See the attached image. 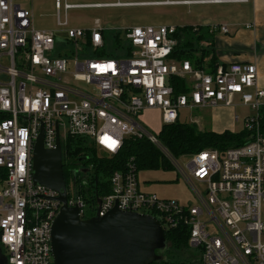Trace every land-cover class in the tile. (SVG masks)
I'll return each mask as SVG.
<instances>
[{
  "label": "built area",
  "instance_id": "2783aa9c",
  "mask_svg": "<svg viewBox=\"0 0 264 264\" xmlns=\"http://www.w3.org/2000/svg\"><path fill=\"white\" fill-rule=\"evenodd\" d=\"M30 0H0V246L5 264H53L51 227L61 203L58 194L35 185L32 154L42 131L43 148L69 157V139L107 157L125 140L144 141L178 170L194 205L158 199L140 189L132 160L109 178L110 192L100 203L73 190L68 175L66 204L81 220L121 212L155 218L167 232L181 231L187 247L200 252V264H264V135L259 112L264 90L257 87L256 66L217 65L194 68L171 56L177 29L144 26L123 29L114 39L122 55L105 54L103 29L68 27L66 12L88 5L55 0L56 27L66 45L56 46V33L34 27ZM115 6H120L117 3ZM96 7V6H91ZM249 28V26H246ZM223 34L226 26L212 28ZM88 52L92 54L88 57ZM116 54V53H115ZM188 81V92L175 95L171 81ZM254 112L244 119L246 141L224 150L193 154L182 169L141 123L145 111H158L162 126L178 121L182 110L234 106ZM67 166V163L64 165ZM65 180V179H64Z\"/></svg>",
  "mask_w": 264,
  "mask_h": 264
},
{
  "label": "rangeland",
  "instance_id": "374dc122",
  "mask_svg": "<svg viewBox=\"0 0 264 264\" xmlns=\"http://www.w3.org/2000/svg\"><path fill=\"white\" fill-rule=\"evenodd\" d=\"M109 1V0H106ZM121 2L128 1H143V0H120ZM149 1V0H146ZM67 4H79L81 2L87 3L89 0H60L61 4V16H64L63 5ZM27 7L32 9L34 27L38 30L53 31L56 32L55 43L56 46L62 47L66 45L64 40V35L58 31L56 28L55 21V8L54 0H30L27 3ZM200 11L196 8H148V7H129L122 8V10H75L70 9L66 12L69 24L71 28H86L91 26V22L95 19L107 18L110 22H114L118 25L124 26H165V25H178L182 19L188 18V15H197ZM208 14L209 12H204ZM232 16H234L232 14ZM221 17V16H220ZM231 16L228 15V18ZM69 26V27H70ZM179 26V25H178ZM213 24L204 25L200 30L207 31L211 28ZM105 44V54L122 55V50H115L113 41L110 35H106ZM92 54L88 52V57ZM186 87H189L188 81L185 82ZM222 105V104H220ZM216 108H204V109H193V110H182L179 112L178 124L189 125L194 124L196 130L201 131V127L205 128V131L212 132L213 130L220 129L218 122H227L228 120L232 123V131L234 133H239L243 130L244 119L247 116H253L255 113L250 111L247 107L237 106L236 108L226 109L223 107ZM234 116H237V121L234 120ZM232 119V121L230 120ZM141 123L147 128L149 132L153 135L159 137L160 129H162V124L160 122L161 117L157 111H145L140 118ZM163 147H165L168 152V147L166 144L160 140ZM234 146V145H233ZM105 156L102 153L97 154V158ZM171 156L174 158L176 163L185 171L188 172L187 164L190 161L192 154H180L178 156ZM155 158L159 163L162 162L163 156L160 154L156 148L153 146L149 150V158ZM67 165L72 164V161H66L63 155V163ZM64 164V165H65ZM168 169L153 168L145 169L144 167H139L137 179L142 191L155 195L161 200H170L178 202L180 205H194L195 200L190 193L185 182L181 179V175L178 170L171 165H168ZM102 181V179H101ZM90 195L93 196V192L90 191ZM87 196V195H86ZM264 214V213H263ZM264 216V215H263ZM171 246V245H170ZM167 245V247H170ZM166 259H168L169 264H200V252L197 249L180 246L179 249H174L172 246L169 248Z\"/></svg>",
  "mask_w": 264,
  "mask_h": 264
},
{
  "label": "water",
  "instance_id": "95a60500",
  "mask_svg": "<svg viewBox=\"0 0 264 264\" xmlns=\"http://www.w3.org/2000/svg\"><path fill=\"white\" fill-rule=\"evenodd\" d=\"M43 148L42 131L32 154L35 185L55 191L61 208L53 221L50 248L53 264H160L166 261V236L158 221L148 215L121 212L114 207L104 217L81 220L66 204L60 146ZM86 173V171H82ZM99 204L100 200H96ZM0 246V264H5Z\"/></svg>",
  "mask_w": 264,
  "mask_h": 264
},
{
  "label": "crops",
  "instance_id": "0c3cea01",
  "mask_svg": "<svg viewBox=\"0 0 264 264\" xmlns=\"http://www.w3.org/2000/svg\"><path fill=\"white\" fill-rule=\"evenodd\" d=\"M117 3H119L120 6H115ZM69 5L89 6L87 8H76L75 10L93 9L101 11L122 10V8L129 7L196 8L200 11V13L197 15H188V18L182 19L179 22V26H165L181 29L185 27H203L204 25L213 24V26L207 31L203 32L199 29L198 35H202L203 38L197 44L195 43V45H193L194 51L196 50V56L198 55V52H201V50L204 51L203 54L205 57L202 60V68L207 71H211L214 68L213 67L210 70L208 69L211 56H213L215 59V66H227L234 63L253 64L256 66L258 72L257 87L264 90V0H143L128 2H121L120 0H89L87 3L81 2L79 4ZM204 12L209 13L206 14ZM232 14L234 16H232ZM228 15L231 17L228 18ZM94 21H98L100 27L103 29L102 35L105 40V44L107 39L106 35L111 36V40L114 44V39L119 35L121 30L133 27H144L124 26L123 24L118 25L113 21L110 22V20H107V18H102L93 20L91 22V26L76 29L88 30L92 27ZM67 22L69 27L70 24L68 17ZM220 26L227 27L226 34H223L217 30L211 31L212 28ZM246 26H249V28H246ZM69 28H71V26ZM57 29L63 34L62 29ZM117 55L118 54H114L112 56ZM237 106H240L238 97L234 98L233 107H225L224 105H220V107L226 109L236 108ZM233 119L237 121V116H234ZM230 120L232 121V119ZM225 121L227 124L225 122H218V124H220V129L217 131L213 130L212 132L223 133L228 131L234 133L231 128L232 123L226 119ZM194 124L195 123H193V125ZM201 129V131H205L203 126Z\"/></svg>",
  "mask_w": 264,
  "mask_h": 264
},
{
  "label": "trees",
  "instance_id": "16d2710c",
  "mask_svg": "<svg viewBox=\"0 0 264 264\" xmlns=\"http://www.w3.org/2000/svg\"><path fill=\"white\" fill-rule=\"evenodd\" d=\"M201 27H185L177 29L175 39L177 45L174 48L173 55L171 56L177 61H189L194 68L202 67V60L205 57L203 50L198 52L196 56V50L194 51L193 45L197 44L202 38V35H198ZM208 53V50H207ZM209 70L215 67V59L213 56L210 58L208 66ZM171 87L175 95L184 94L188 92L186 84L183 80L173 79L171 81ZM5 116H0V120L5 119ZM259 121L261 132L264 135V107L259 112ZM247 134L242 130L239 133H232L225 131L223 133H214L207 131L196 130L192 124L181 125L176 121L172 125L163 126L159 139L162 140L168 147L171 154L178 156L180 154H197L199 152L220 149L224 150L228 147L238 146L246 141ZM69 157L76 160L79 156H88L89 163L94 168V174L91 178V190H86L85 187L79 186L78 191L82 195H87L88 203L94 204L95 199L102 198L110 192L109 178L112 173L121 171L125 167L126 163L130 160L135 164L137 170L139 167L145 169L160 168V165L164 169H168L169 163L162 160L161 163L155 158H149V150L151 145L144 141H134L132 139L125 140L122 149L114 156H103L97 158V151L93 147H88L83 140L69 139ZM170 166V165H169ZM65 182H68V174L65 175ZM102 179V181H101ZM90 191L93 192V196L90 195ZM166 242L168 246H172L174 249H179L180 246L187 247V237L179 230L167 232L165 234ZM170 246V247H171ZM170 247H167V252ZM160 264H169L168 259Z\"/></svg>",
  "mask_w": 264,
  "mask_h": 264
},
{
  "label": "flooded vegetation",
  "instance_id": "af4514ba",
  "mask_svg": "<svg viewBox=\"0 0 264 264\" xmlns=\"http://www.w3.org/2000/svg\"><path fill=\"white\" fill-rule=\"evenodd\" d=\"M88 156H79L77 161L72 159V164L64 166L62 165L63 177L68 174L71 177L70 184L73 190L78 189L79 186L85 187L87 190H91V178L94 174V168L89 163ZM86 171V173H82Z\"/></svg>",
  "mask_w": 264,
  "mask_h": 264
},
{
  "label": "bare ground",
  "instance_id": "6f19581e",
  "mask_svg": "<svg viewBox=\"0 0 264 264\" xmlns=\"http://www.w3.org/2000/svg\"><path fill=\"white\" fill-rule=\"evenodd\" d=\"M99 200V199H98ZM166 246H167V242H166Z\"/></svg>",
  "mask_w": 264,
  "mask_h": 264
}]
</instances>
